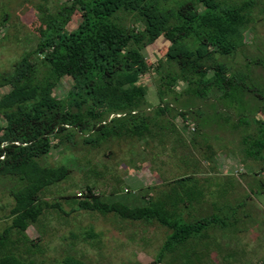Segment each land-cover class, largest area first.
I'll return each mask as SVG.
<instances>
[{"label": "trees", "instance_id": "trees-1", "mask_svg": "<svg viewBox=\"0 0 264 264\" xmlns=\"http://www.w3.org/2000/svg\"><path fill=\"white\" fill-rule=\"evenodd\" d=\"M251 8L250 1L229 6L220 0H65L55 12L38 8L42 27L34 49L24 51L11 70L0 72V179L18 182L10 191L14 201L11 223L0 232V264H33L11 250H17L12 234L29 243L27 254L33 253L30 244L34 241L28 239L26 230L49 207L43 192L72 172L63 164L41 163L52 150L71 151L75 137L98 148L112 138L147 142L150 137L164 139V134L176 132L184 137L190 132L188 140L194 143L199 123L188 131L193 111L186 109L188 102L179 103L182 108L170 104V97L176 104L181 97L201 101L211 93L228 98L248 91L245 74L231 71L217 56L231 55L237 49ZM126 18L132 19L130 25L124 23ZM161 38L168 47L153 64L147 49ZM152 67L158 103L151 109L149 86L142 77ZM257 100L262 115L254 120L257 135L242 138L241 154L263 161L264 97L259 95ZM146 110L152 111L151 116ZM194 186L171 187L155 198L147 197V189L135 195L133 200L138 202L132 204L104 200L88 186L85 197L89 199L76 200V204L81 210L114 213L122 219L157 221L171 230L162 252L164 248L173 252L201 236L206 227L229 220L212 214L186 220L185 214L196 213L189 206H199L204 200ZM65 264L81 263L67 257Z\"/></svg>", "mask_w": 264, "mask_h": 264}, {"label": "rangeland", "instance_id": "rangeland-1", "mask_svg": "<svg viewBox=\"0 0 264 264\" xmlns=\"http://www.w3.org/2000/svg\"><path fill=\"white\" fill-rule=\"evenodd\" d=\"M60 1L65 0H0V72L11 70L24 51L34 49L36 33L42 27L37 19L38 8L45 6L55 12ZM220 1L229 6L243 1L254 4L248 10L249 23L242 29L237 49L231 55L217 56L231 71L245 74L244 87L248 91L228 98L211 93L201 101L181 97L176 104L173 96L170 97V104L188 102L186 109L193 111L188 131L193 130L194 123H199L194 143L188 140L190 132H186L188 137L176 132L164 134V139L161 135L150 137L147 142L134 137L112 138L98 148L75 137L71 151L52 150L41 163L52 167L63 164L72 172L66 180L43 192V201L49 207L26 230L28 239L34 241L30 244L33 253L27 254L29 243L17 240L20 236L15 232L12 240L17 250H11L32 260L33 264H65L67 257L76 258L81 264H149L152 261L153 264H231L228 256L215 255L209 250L217 248L227 253L232 241L236 244L239 240L245 241L248 252L238 251L234 259L247 255L244 260L250 264H262L264 171L261 167L264 160L245 159L241 153L245 148L242 138L256 137L254 120L262 116L257 98L264 97V0ZM131 22V18L124 21L126 25ZM167 47L168 42L162 38L155 41L147 49V58L155 64ZM153 68L142 77V82L149 86L147 100L151 109L158 103ZM146 113L151 116L152 111L146 110ZM176 123L180 124V120ZM249 142L246 146H250ZM187 176L192 178L181 184L195 185L196 192L204 194V200L199 206H189L196 213L190 217L185 214L186 220L209 214L229 220L225 225L215 223L206 227L201 236L179 245L173 252L165 248L162 252L171 230L157 221L122 219L114 213L81 210L76 204V200L89 199L85 197L88 186L93 195L104 200L132 204L138 202L133 200L135 195L148 189L147 197L155 198L181 185L168 184L169 181ZM17 186L15 179H0V232L11 223L10 209L14 201L10 191Z\"/></svg>", "mask_w": 264, "mask_h": 264}, {"label": "crops", "instance_id": "crops-1", "mask_svg": "<svg viewBox=\"0 0 264 264\" xmlns=\"http://www.w3.org/2000/svg\"><path fill=\"white\" fill-rule=\"evenodd\" d=\"M241 229H244L241 227ZM240 229V230H241ZM239 240H236V244H235V241H232L231 243V247L229 246V249H228V252L226 253L225 250H218L217 248L215 249H210L209 252L212 253V254H215V255H222L224 257H229V262L231 264H248L249 261H245V257H248L247 255H245L243 258H235L234 259V256L236 254V252L240 251V252H244V253H247L248 250H247V244L245 243V241H241V242H237ZM232 249L236 250V251H232ZM224 251L223 253H220ZM250 264V263H249ZM256 264V263H255ZM262 264H264V258L262 259Z\"/></svg>", "mask_w": 264, "mask_h": 264}]
</instances>
